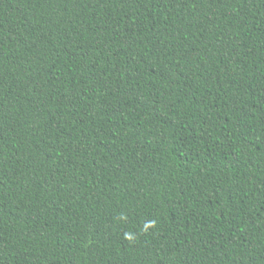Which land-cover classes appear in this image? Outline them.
I'll return each instance as SVG.
<instances>
[{"label": "trees", "instance_id": "obj_1", "mask_svg": "<svg viewBox=\"0 0 264 264\" xmlns=\"http://www.w3.org/2000/svg\"><path fill=\"white\" fill-rule=\"evenodd\" d=\"M0 264H264V0H0Z\"/></svg>", "mask_w": 264, "mask_h": 264}]
</instances>
